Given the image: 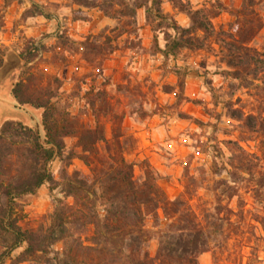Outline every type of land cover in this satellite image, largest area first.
Wrapping results in <instances>:
<instances>
[{
	"label": "rangeland",
	"instance_id": "1",
	"mask_svg": "<svg viewBox=\"0 0 264 264\" xmlns=\"http://www.w3.org/2000/svg\"><path fill=\"white\" fill-rule=\"evenodd\" d=\"M156 1L164 21L134 0H0V124L13 119L43 133L42 109L19 105L11 89L24 72L39 85L56 77L52 101L104 138L87 153L91 165L73 157L68 175L109 166L110 155L132 164L137 183L148 173L157 177L161 201L145 220L150 256L188 213L204 233L197 264H264V71L234 78L216 33L204 37L203 48L165 56L177 37L171 19L181 27L191 20L172 0ZM182 1L192 10H218L215 32L233 33L264 54V0ZM64 142L66 151L81 154L76 137ZM63 167L58 158L49 164L54 189L45 183L16 199L22 229L48 224L55 200L74 203ZM22 249L1 264H35L16 261Z\"/></svg>",
	"mask_w": 264,
	"mask_h": 264
},
{
	"label": "trees",
	"instance_id": "2",
	"mask_svg": "<svg viewBox=\"0 0 264 264\" xmlns=\"http://www.w3.org/2000/svg\"><path fill=\"white\" fill-rule=\"evenodd\" d=\"M134 1L135 6L145 7L148 17L166 20L156 0H152V7L147 6L149 0ZM172 1L189 15L191 24L181 27L171 19L169 25L177 37L167 42L165 56L175 55L181 48H203L204 37L216 33L223 59L234 69L230 72L234 78L243 77L242 73L256 75L257 71H264V54L260 56L233 33L214 31L211 18L218 15V10H192L182 0ZM197 31L204 36L196 37ZM58 82L55 77L39 85L33 81L32 74L24 72V77L11 89L19 105L42 109L43 133L13 119L0 124V264L18 247L23 249L16 261L35 264H197L204 233L188 213L178 217L184 224L162 236L156 256H150L147 250L145 220L148 214H155L161 201L156 176L148 173L142 183H137L132 164L122 156L110 155L113 162L109 166L93 167L89 175L77 171L66 173L65 167L73 157L91 165L87 153L93 152V144L104 138L97 129L79 124L52 101L58 95ZM236 111L232 110V117L241 119L242 114H235ZM253 118L252 114L246 116L249 126L254 125ZM70 136L77 138L81 154L66 151L64 138ZM56 158L64 165V190L74 203L55 200L48 224L35 230L22 229L18 224L16 199L34 193L45 183L51 189L56 187L58 182L49 168ZM88 226L92 227L91 235L83 240L82 233Z\"/></svg>",
	"mask_w": 264,
	"mask_h": 264
},
{
	"label": "water",
	"instance_id": "3",
	"mask_svg": "<svg viewBox=\"0 0 264 264\" xmlns=\"http://www.w3.org/2000/svg\"><path fill=\"white\" fill-rule=\"evenodd\" d=\"M18 60H19V59L16 58L15 61L11 64V66H15V65L17 64Z\"/></svg>",
	"mask_w": 264,
	"mask_h": 264
}]
</instances>
